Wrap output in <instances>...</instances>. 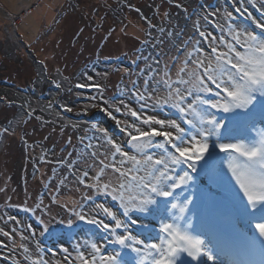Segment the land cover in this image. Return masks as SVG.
Returning <instances> with one entry per match:
<instances>
[{
  "label": "snow or ice",
  "instance_id": "obj_1",
  "mask_svg": "<svg viewBox=\"0 0 264 264\" xmlns=\"http://www.w3.org/2000/svg\"><path fill=\"white\" fill-rule=\"evenodd\" d=\"M247 3L256 7L254 0H247ZM175 6L181 7L179 4ZM260 9H264V3L260 4ZM235 12L246 14L245 18L259 32L234 26L232 11L207 12L203 24L199 21L193 24L194 36L182 41L183 47L177 48V53L183 54L184 59L175 79L171 76V66L161 68L159 61L156 67L148 65L139 70L143 82L138 84L134 81L132 87L135 98L141 102L140 109H133L123 102L114 109L133 118L131 122L124 121L123 127H120L122 121L116 120L125 139L110 136L96 123L91 125L94 135L85 145V152L95 149L100 141L103 144L99 146L105 150L89 153L94 163L88 167H95V174L90 177L89 171L84 170L82 175L76 176V182L92 193L83 195V200H92L95 196L111 197L119 203L121 211L118 214L104 203H96L90 210L107 217L114 224L98 219L96 215L89 218L78 210L82 207L80 203L74 204L70 211L78 220L96 225L108 233L112 237L108 243L119 246L120 250L113 249L105 254L101 251L103 245L93 241L77 245L73 250L75 258L65 255L63 262L55 261V264H145L142 247L147 249L152 264H206V261L223 264L218 257L223 256L226 249H232L240 257L231 264H253L246 259L249 246L264 252V129L260 130L259 137L253 134L257 122L264 121V22L253 18L244 3H240ZM169 15L164 13L165 17ZM261 15L264 16V11ZM221 19L226 23H220ZM204 24L218 27L221 35L217 37L206 31ZM159 32L163 35L166 29L161 26ZM167 35L179 37L181 34L167 30ZM205 41L206 48L203 47ZM163 42L160 41L161 44ZM189 45L192 46L191 51H188ZM175 60L173 58V63ZM92 79L88 77L89 81ZM76 87L99 89L101 86L78 83ZM105 104L107 107L100 110L112 116L111 104L107 101ZM149 108H168L176 115H145L143 110ZM34 111L32 109L23 115L32 118ZM65 111L72 112L73 108L65 106ZM86 113L87 108L84 110ZM12 131L11 127H3L0 135ZM85 139L80 137L81 143ZM91 140H96L97 145H93ZM68 143H71V138ZM98 156L102 158L96 159ZM69 167H73L71 162ZM228 173L238 185V192ZM67 180L65 176L60 181L56 192L65 186ZM76 190L80 191L79 188ZM219 193L223 194L222 201L217 200ZM180 195L183 199L175 202ZM56 200L54 195L51 202L56 203ZM42 204V200L34 208L25 204L22 210L25 213H42L37 216L38 223L42 225L40 235L53 236L52 223L63 224L65 221H55L54 217L45 221L44 216L50 209L41 207ZM197 209H200L199 231L192 235L189 229H196L191 217L185 213L195 215ZM177 211L186 224L178 223ZM164 213H171V216ZM156 218L158 233L155 239L159 243H146L129 229V223L147 229ZM8 219L22 224L14 216ZM239 220L253 225L261 239L257 240L255 235L245 236L236 226ZM66 224L71 228L73 221L68 219ZM31 227L24 225L28 232H31ZM12 231L16 232V229ZM0 235L12 239V233L3 228H0ZM20 236L24 241L19 246L24 261L53 264L41 255L39 242L33 250L26 243L31 236L24 233ZM0 246L7 245L0 241ZM125 249L128 251H121ZM62 251L68 253V249ZM12 264H21V261L13 257ZM260 264H264V259Z\"/></svg>",
  "mask_w": 264,
  "mask_h": 264
},
{
  "label": "rangeland",
  "instance_id": "obj_2",
  "mask_svg": "<svg viewBox=\"0 0 264 264\" xmlns=\"http://www.w3.org/2000/svg\"><path fill=\"white\" fill-rule=\"evenodd\" d=\"M36 1L0 0V128L11 127L13 129L11 133L0 135V189L4 190L0 191V228L12 233L11 240L0 235V241L7 245L6 247L0 246V264H12V258L20 260V254L23 258L19 246L24 241L21 240L20 233L31 236L26 243L33 250L39 242L42 249L41 255L53 264L55 261L63 262L65 255L70 254L72 258H75L76 252L73 250L77 245L83 246L93 241L103 245L101 251L105 254L111 253L113 249L118 250L116 246L108 244L107 240L110 237L106 236V232L103 233L95 227L78 228L71 234H60L57 238L50 239L43 244L40 242L39 235L42 225L36 223V218L42 213L36 212V216L30 219L28 215L20 213L19 209L25 204L34 208L42 200L41 207L47 206L50 209L44 216L45 221L53 217L55 221H61L62 218L58 216L60 208L57 203H62V200L57 199L56 203H51L45 199L46 192H39V174L43 176L44 183L48 178L43 175V170L40 171L29 164L31 160L29 155L34 156L36 161L50 158L59 160L60 157L55 153L54 148L60 151L63 143H58L56 140L58 137L56 126L72 125L79 121L92 120L105 128L110 136L118 140L125 139L120 127L124 126V121L131 122L133 118L130 115L115 112V107L123 102L133 109H140L141 102L135 98L133 94L135 89L132 87L134 81L138 84L143 82L140 79L142 73L139 70L148 65L156 67L157 61L161 68L167 65L164 59H160L151 51L138 53L140 42L137 39L146 37L144 30L146 25L142 19L144 20V17L148 19V12L156 16L160 14L162 18L165 12L176 16V10L172 9L171 4H179L181 7L186 6L190 9L195 5L196 0H171V2L169 0H67V2L38 0L37 2L41 4L35 8L33 4ZM240 3L247 6V11L258 22H264V16L261 15L264 9H260V4L264 3V0H254L256 7L248 4L247 0H235V2L234 0H214L211 6L199 8L193 12L185 31L187 29L193 31V24L197 21L203 24V17L207 12L232 11L235 17L232 22L234 26L239 25L259 32L255 25L245 18L246 14L235 12V8ZM181 12H183L182 9ZM16 18L20 19L19 24L16 23ZM220 23L224 24L226 21L221 19ZM203 26L206 31L213 32L215 36L221 35L218 27L212 24ZM165 29L166 31L171 30V28ZM180 44H182L181 39L176 47H181ZM203 47H207L206 41ZM169 49H171L170 46H168V52ZM125 56L130 57L131 61L127 59L107 61L120 57L125 58ZM183 59L184 55L181 54L178 60L172 63L171 76L173 79L182 67ZM88 77L93 79L89 81ZM78 83L96 84L101 87L99 89L77 88ZM57 84L59 87L56 86ZM106 101L112 106V116L100 110L101 107H107ZM5 102L8 103L5 104ZM49 104L52 107H49ZM93 104L97 107H92ZM22 105L25 107L22 108ZM65 106L72 107L73 111H65ZM85 108H87L86 114H84ZM32 109H35L32 118L23 115ZM143 111L145 115L152 114L158 117L176 115L168 108L164 110L149 108ZM218 115L224 114L219 113ZM117 119L122 121L120 127L116 124ZM261 129H264V121L257 122L253 134L259 137ZM95 135L99 136V133ZM54 139L56 145L53 142ZM44 141L48 143L44 144ZM91 143L97 145L96 140H91ZM54 145L55 147H52ZM99 145H102V141ZM99 145L97 147L102 151L103 148ZM224 170L227 172L226 167ZM76 176H73L74 182H76ZM228 178L238 192V185L232 179L231 173H228ZM24 181L30 183L26 189H23L25 186L21 184ZM69 186L74 185L70 183ZM55 191L50 190V196H53ZM214 191L219 192L216 189ZM76 192L75 189L73 194L75 195ZM182 199L183 196L180 195L175 202L179 203ZM223 199V194L219 193L217 200L222 201ZM100 203H105L107 207L120 214L115 207L109 205L108 201ZM93 207L94 204L89 206L90 216L96 215L98 219L114 224L107 217L91 212ZM164 215L171 216L170 213H164ZM185 215L191 217V222L196 229L195 231L189 229L190 234H198L200 209L195 210V215L193 213H185ZM9 216L16 217L22 221V224L9 220ZM176 216L179 218L178 223H187L180 218L178 211ZM121 218L123 219L122 215ZM157 221L158 218L153 220L147 229H142L139 224L129 223V229L133 235L146 243H159V240L155 239L158 233ZM168 222H171V219ZM65 224L66 222L63 224L53 222L51 227ZM24 225L32 226L31 232L25 231ZM236 226L245 236L255 235L257 240L261 239L254 226L246 220H239ZM13 229H16V232H13ZM200 238L207 240L205 236ZM62 249H68V253L63 252ZM142 252L145 264H152L147 249L142 247ZM130 255L134 256L131 253ZM239 258L232 249H226L225 254L218 259L223 264H231L233 260ZM246 259L252 261L253 264H260V261L264 259V252L259 248L249 246ZM20 261L21 264H25L22 260ZM206 264H211V262L206 261Z\"/></svg>",
  "mask_w": 264,
  "mask_h": 264
},
{
  "label": "trees",
  "instance_id": "obj_3",
  "mask_svg": "<svg viewBox=\"0 0 264 264\" xmlns=\"http://www.w3.org/2000/svg\"><path fill=\"white\" fill-rule=\"evenodd\" d=\"M64 1L67 2V0H64ZM213 2L214 0L213 1L196 0L195 5L190 7V9L186 8V6L177 8L175 4H171L172 9L176 10V13H175L176 16L172 15L173 13H170L168 17L164 16L162 18L160 14H157L156 16L148 12V19L146 17H144V20L142 19V22L146 25V28L144 29L146 37L144 39H137L140 42V48H138L139 49L138 53L140 54V53H145L146 51H151L157 54L158 57H160V59L162 60L164 59L167 65L171 66L173 63V58H176V60H178V57L181 55L177 53L176 45L178 41H180V39L181 41H187L189 37L194 36V31L190 29H187V31H185L188 20L192 17L193 12L197 11L199 8L211 6ZM181 9L183 10V12H181ZM157 11L159 10L157 9ZM171 16L174 17V19H172ZM157 21H160V22H157ZM150 25H152V27H150ZM161 26L167 29L171 28V31L175 33H180L181 35L179 37L177 36L169 37L167 35V31L162 35L158 30ZM161 40L164 41L162 44L160 43ZM180 45L181 47H183V44H180ZM168 46L171 47V49H169L170 50L169 52H168ZM191 48H192L191 45L188 46L189 51H191ZM125 59H127L128 61H131V58L128 56H125V58L120 57L117 59H110L107 61L114 62L115 60L122 61ZM6 103L8 102H5V104ZM10 106L12 107L11 104ZM93 123L94 122L92 120H86V121L76 122L75 124H72V125H64L62 127L56 126L55 130L58 131V137L56 140L58 141V143H61V142L63 143L60 151L54 148L56 151L55 153L60 157L59 160L50 158L48 160L41 159L39 161H36L34 156L32 157L31 155H29V157H31V160L28 159L29 164H31V166L36 167L40 171L43 170V175L45 177L47 176L48 178V180L47 181L45 180V183H44L43 176L39 174V177H38L39 186H40L39 192H42V193L43 191L46 192L47 196L45 197V199H47L50 202L54 195L57 197V199L62 200V203H59V202L57 203L58 207L60 208V212L58 213V216L61 217L62 220L64 219L68 220L69 218L74 219L73 225L71 228H68L67 224H65L63 226H57V227L52 228L55 233V235L53 236H49L48 234H45L44 236L39 235V239H40V242H42V244L49 241L50 239L57 238L60 234L61 235L71 234L78 228H83V227L98 228L96 225H92L84 221H80L75 216L71 215V211H70L72 209L71 207H73L74 204L76 203H80L82 205V207L79 208L78 210L82 211L89 218H91V216L89 215V211H88L89 206L93 204L95 205L96 203H100V202L108 201L109 205L115 207L119 211V213L121 211L119 209V203L117 201H113L111 197L95 196L93 197L92 200H83L82 198L83 195L85 194L92 195L91 191L89 189L84 188L83 185H80L77 182H74L72 180L73 176L82 175L84 170H88L90 173L92 172V175H90V177L93 176L95 174L96 168L88 167L89 165H92L94 163V160L92 157H90L89 153L93 150L98 151V152H103L105 150L104 147L102 146H101V148H103L102 151L99 147H96L95 149L90 148L88 152H85L84 150L85 145L88 144L89 142L88 138L94 135V130L91 129V125ZM74 125L75 127H73ZM95 134H98V133H95ZM80 137H86L83 143H81ZM69 138H71V143H68ZM56 140L54 139L53 142L55 143ZM45 143H48V142L44 141V144ZM102 144H103V141H102ZM55 145L52 147H55ZM20 147L22 146L20 145ZM100 158L102 157L98 156L96 159H100ZM61 161L63 162L61 163ZM70 162L73 164L72 168L69 167ZM65 176L68 177V180L66 181L65 186L61 188L59 192L55 191L54 195L50 196L51 194L49 191L56 190V186L60 183V181ZM105 179H107V177H105ZM89 182H92L91 179H89ZM70 183H72L74 186H69ZM21 184L25 186L23 189H26V187L30 183H26V181H24ZM77 188H79L80 191H77L76 194L74 195L73 191H75V189ZM177 191L179 192L180 190H177ZM22 208L23 207L19 209L20 213L28 215L30 219H33L34 216H36L32 212L25 213L22 210ZM36 223L39 224L37 221V218H36ZM106 234H107L106 236L110 237L108 233ZM110 239H112V237H110ZM114 246H116L118 250H120L119 246L117 245H114ZM121 251L124 252L128 250L125 249ZM19 259L22 260L25 264L28 262V261L23 260L21 254L19 255Z\"/></svg>",
  "mask_w": 264,
  "mask_h": 264
},
{
  "label": "crops",
  "instance_id": "obj_4",
  "mask_svg": "<svg viewBox=\"0 0 264 264\" xmlns=\"http://www.w3.org/2000/svg\"><path fill=\"white\" fill-rule=\"evenodd\" d=\"M37 1H38V0H37ZM37 1H36V2H37ZM43 1H44V0H43ZM36 2H35V3H36ZM40 4H41V3H40ZM40 4H39V5H40ZM39 5H38V6H39ZM38 6H37V7H38ZM32 7H33V6H32ZM37 7H36V8H37ZM33 8H34V7H33ZM16 20H17V22H16V23H18V24H19V23H20V19H19V18H16Z\"/></svg>",
  "mask_w": 264,
  "mask_h": 264
},
{
  "label": "built area",
  "instance_id": "obj_5",
  "mask_svg": "<svg viewBox=\"0 0 264 264\" xmlns=\"http://www.w3.org/2000/svg\"><path fill=\"white\" fill-rule=\"evenodd\" d=\"M42 1V0H41ZM40 3L36 2L34 5V7L36 8Z\"/></svg>",
  "mask_w": 264,
  "mask_h": 264
},
{
  "label": "bare ground",
  "instance_id": "obj_6",
  "mask_svg": "<svg viewBox=\"0 0 264 264\" xmlns=\"http://www.w3.org/2000/svg\"><path fill=\"white\" fill-rule=\"evenodd\" d=\"M253 226V225H252ZM219 258V257H218Z\"/></svg>",
  "mask_w": 264,
  "mask_h": 264
}]
</instances>
